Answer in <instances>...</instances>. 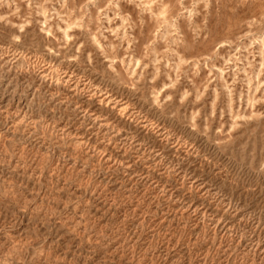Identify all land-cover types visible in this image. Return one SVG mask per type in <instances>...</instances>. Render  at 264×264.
Segmentation results:
<instances>
[{"label": "rangeland", "instance_id": "374dc122", "mask_svg": "<svg viewBox=\"0 0 264 264\" xmlns=\"http://www.w3.org/2000/svg\"><path fill=\"white\" fill-rule=\"evenodd\" d=\"M0 264H264V0H0Z\"/></svg>", "mask_w": 264, "mask_h": 264}]
</instances>
